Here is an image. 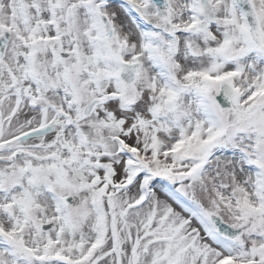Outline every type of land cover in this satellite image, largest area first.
<instances>
[{"label": "snow or ice", "instance_id": "snow-or-ice-1", "mask_svg": "<svg viewBox=\"0 0 264 264\" xmlns=\"http://www.w3.org/2000/svg\"><path fill=\"white\" fill-rule=\"evenodd\" d=\"M0 264H264V0H0Z\"/></svg>", "mask_w": 264, "mask_h": 264}]
</instances>
